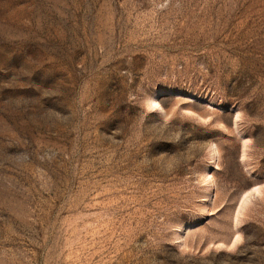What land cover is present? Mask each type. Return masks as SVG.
I'll return each instance as SVG.
<instances>
[{"label": "rangeland", "instance_id": "rangeland-1", "mask_svg": "<svg viewBox=\"0 0 264 264\" xmlns=\"http://www.w3.org/2000/svg\"><path fill=\"white\" fill-rule=\"evenodd\" d=\"M0 264H264V0H0Z\"/></svg>", "mask_w": 264, "mask_h": 264}, {"label": "bare ground", "instance_id": "bare-ground-1", "mask_svg": "<svg viewBox=\"0 0 264 264\" xmlns=\"http://www.w3.org/2000/svg\"><path fill=\"white\" fill-rule=\"evenodd\" d=\"M152 104H153V106H155V107H158V106H159L158 103H157L155 100H152Z\"/></svg>", "mask_w": 264, "mask_h": 264}]
</instances>
